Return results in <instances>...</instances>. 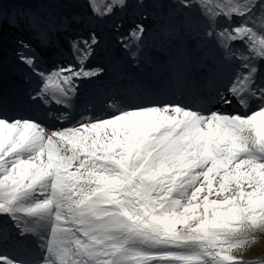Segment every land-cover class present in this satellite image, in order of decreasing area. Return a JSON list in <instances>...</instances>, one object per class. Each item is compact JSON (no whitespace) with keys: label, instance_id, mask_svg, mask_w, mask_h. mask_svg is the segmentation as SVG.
<instances>
[{"label":"snow or ice","instance_id":"snow-or-ice-1","mask_svg":"<svg viewBox=\"0 0 264 264\" xmlns=\"http://www.w3.org/2000/svg\"><path fill=\"white\" fill-rule=\"evenodd\" d=\"M262 239L264 0H0V264H261Z\"/></svg>","mask_w":264,"mask_h":264},{"label":"bare ground","instance_id":"bare-ground-1","mask_svg":"<svg viewBox=\"0 0 264 264\" xmlns=\"http://www.w3.org/2000/svg\"><path fill=\"white\" fill-rule=\"evenodd\" d=\"M242 252L245 259L260 261L261 264H264V239L249 248L242 250Z\"/></svg>","mask_w":264,"mask_h":264},{"label":"rangeland","instance_id":"rangeland-1","mask_svg":"<svg viewBox=\"0 0 264 264\" xmlns=\"http://www.w3.org/2000/svg\"><path fill=\"white\" fill-rule=\"evenodd\" d=\"M15 1H22V0H9V2H15ZM24 1L35 2L36 0H24ZM108 31L110 32L111 31V28H109ZM113 35H115V34L113 33Z\"/></svg>","mask_w":264,"mask_h":264}]
</instances>
